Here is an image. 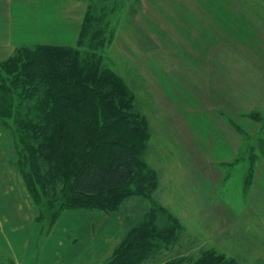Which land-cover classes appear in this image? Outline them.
Returning a JSON list of instances; mask_svg holds the SVG:
<instances>
[{"label":"rangeland","instance_id":"374dc122","mask_svg":"<svg viewBox=\"0 0 264 264\" xmlns=\"http://www.w3.org/2000/svg\"><path fill=\"white\" fill-rule=\"evenodd\" d=\"M122 1L126 7L109 27L104 52L132 90L133 111L146 117L149 138L141 157L145 173L152 171L153 177L145 187L150 196L135 193L122 201L118 212L125 233L153 208L160 228L176 218L178 239L157 238L159 248L142 264H193L212 250L237 264H264V201L254 184L264 160V0H206L203 10L226 16L214 17L211 24L196 13L197 0H139L137 13L131 0ZM92 3L100 7L102 0H73L64 17L49 4L38 9L35 3V32H75L74 25L81 30ZM186 8L191 18L196 15L201 36L210 31L209 40L227 31L233 44L199 47L198 39L192 41L191 23L182 22ZM241 22L248 28L238 27ZM12 133L0 123V175L16 173L38 214L22 172V145ZM41 165L44 173L43 160ZM53 186L48 182L51 194ZM4 260L11 264L0 252Z\"/></svg>","mask_w":264,"mask_h":264},{"label":"trees","instance_id":"16d2710c","mask_svg":"<svg viewBox=\"0 0 264 264\" xmlns=\"http://www.w3.org/2000/svg\"><path fill=\"white\" fill-rule=\"evenodd\" d=\"M139 4L131 0L134 13ZM125 7L122 0H102L100 7L92 3L75 45L21 47L0 62V123L22 145V172L38 208L36 220L47 233L65 210L111 213L128 196L149 195L145 187L152 171L145 173L141 157L149 138L146 117L133 111L132 90L104 52L109 27ZM25 166L32 169L27 172ZM48 182L54 185L52 194ZM156 220L152 208L127 229L103 264H142L159 248L157 238L175 242L176 218L166 228ZM193 264L237 263L212 250Z\"/></svg>","mask_w":264,"mask_h":264},{"label":"crops","instance_id":"0c3cea01","mask_svg":"<svg viewBox=\"0 0 264 264\" xmlns=\"http://www.w3.org/2000/svg\"><path fill=\"white\" fill-rule=\"evenodd\" d=\"M35 3L40 4L38 9H46L49 4L51 9L61 12L64 17L73 0H0V62L9 59L21 46L34 47L42 43L74 45L77 41L80 30L75 25V32L63 30L64 33L53 35H40V32H35ZM206 3V0H197L196 12L201 17L204 16L206 22L211 24L214 17L225 19L226 16L217 15V11L213 9L203 10ZM183 12L182 22L191 23L194 29L192 34L195 36L192 41L198 39L199 47H204L205 44L216 50L222 45L233 44L228 37V34L232 36L231 32L224 31L222 34V31H218L209 40L210 31H205L201 36L196 15L193 14L191 18L188 8ZM53 13L56 16V12ZM242 15L237 14L239 20ZM4 17L6 20L3 22ZM214 24L221 28L223 26L216 22ZM238 24V27L241 25L248 28L245 23ZM203 36L206 38L205 42L202 41ZM14 173H8L5 177V172L3 176L0 175L5 183L0 188L4 197L8 193L19 196L13 200L3 198L0 193V252L11 264H103L123 240L125 228L118 211L107 213L101 210L68 209L47 233L43 224L37 222V214L24 195L23 183ZM6 184L10 185L7 190ZM254 184L259 191V197L264 201V160L257 167ZM237 219L238 216L235 220ZM5 263V260L0 261V264Z\"/></svg>","mask_w":264,"mask_h":264}]
</instances>
